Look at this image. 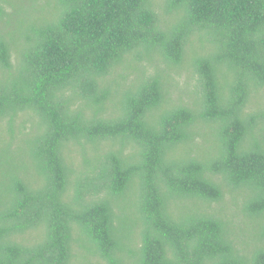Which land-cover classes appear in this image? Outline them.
<instances>
[{"label": "trees", "instance_id": "trees-1", "mask_svg": "<svg viewBox=\"0 0 264 264\" xmlns=\"http://www.w3.org/2000/svg\"><path fill=\"white\" fill-rule=\"evenodd\" d=\"M0 0V264H264V0Z\"/></svg>", "mask_w": 264, "mask_h": 264}, {"label": "rangeland", "instance_id": "rangeland-1", "mask_svg": "<svg viewBox=\"0 0 264 264\" xmlns=\"http://www.w3.org/2000/svg\"><path fill=\"white\" fill-rule=\"evenodd\" d=\"M159 2L161 0H158ZM48 0H41L39 2L40 5L47 4ZM0 5L8 7L7 3L0 2ZM38 116L32 113H22L16 120L14 125V131H11L7 122L5 120L0 121V139L4 141L12 140V136H14L13 140H19L22 136V133L29 131L32 127L33 123L38 121Z\"/></svg>", "mask_w": 264, "mask_h": 264}]
</instances>
